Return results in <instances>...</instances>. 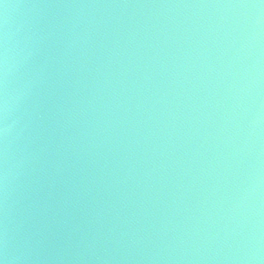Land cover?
<instances>
[{
	"label": "water",
	"instance_id": "obj_1",
	"mask_svg": "<svg viewBox=\"0 0 264 264\" xmlns=\"http://www.w3.org/2000/svg\"><path fill=\"white\" fill-rule=\"evenodd\" d=\"M0 262L264 264V0H0Z\"/></svg>",
	"mask_w": 264,
	"mask_h": 264
},
{
	"label": "clouds",
	"instance_id": "obj_2",
	"mask_svg": "<svg viewBox=\"0 0 264 264\" xmlns=\"http://www.w3.org/2000/svg\"><path fill=\"white\" fill-rule=\"evenodd\" d=\"M5 107H6V102H5ZM0 264H2V262H0Z\"/></svg>",
	"mask_w": 264,
	"mask_h": 264
}]
</instances>
